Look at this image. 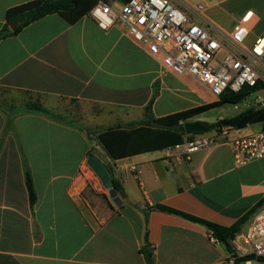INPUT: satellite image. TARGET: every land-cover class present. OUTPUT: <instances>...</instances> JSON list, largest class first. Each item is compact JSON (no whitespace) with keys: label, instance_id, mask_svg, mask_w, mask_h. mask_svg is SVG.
<instances>
[{"label":"crops","instance_id":"crops-1","mask_svg":"<svg viewBox=\"0 0 264 264\" xmlns=\"http://www.w3.org/2000/svg\"><path fill=\"white\" fill-rule=\"evenodd\" d=\"M32 1L0 0V31L10 9ZM102 1L116 11L126 2ZM172 1L194 18L190 7L203 3L225 33L251 12L247 44L264 35V0ZM24 95L49 115L16 108ZM219 100L165 69L125 26L104 30L89 15L70 23L50 14L0 40V264H149L145 246L153 264H225L232 238L228 245L213 233L212 241L206 225L156 207L226 229L247 217L237 232L247 233L264 210V157L239 165L229 142L264 130L262 123L230 129L227 138L194 134L209 144L190 158L170 148L113 160L98 139L110 128L149 126ZM215 109L186 122L210 123L206 114ZM92 155L122 187L120 206L88 164Z\"/></svg>","mask_w":264,"mask_h":264},{"label":"built area","instance_id":"built-area-1","mask_svg":"<svg viewBox=\"0 0 264 264\" xmlns=\"http://www.w3.org/2000/svg\"><path fill=\"white\" fill-rule=\"evenodd\" d=\"M194 18L172 0H128L120 11L99 1L89 17L106 30L125 26L127 33L153 57L160 58L165 69L178 76H190L220 99L227 93H239L246 86L261 89L256 107L264 108V35L247 44L253 14L247 13L230 33L223 32L205 16L203 3L190 7ZM229 128L216 131L227 138ZM239 165L264 157V130L229 142ZM209 144V140L192 137L174 149L188 158ZM136 178L140 170L133 166ZM212 241H216L213 232ZM264 264V210L257 214L250 230L231 239V253L225 264Z\"/></svg>","mask_w":264,"mask_h":264},{"label":"trees","instance_id":"trees-1","mask_svg":"<svg viewBox=\"0 0 264 264\" xmlns=\"http://www.w3.org/2000/svg\"><path fill=\"white\" fill-rule=\"evenodd\" d=\"M99 1L102 0H34L20 5L9 10L7 23L0 31V40L18 34L26 26L50 14H60L68 20V22L75 23L83 16L89 15L91 9ZM125 1L127 2L128 0ZM14 22H17L18 26L15 30H12L10 26ZM260 89L261 87L259 85L256 87L246 86L239 93H227L223 95L218 102L159 119H152L151 106H148L146 109V116L152 119V121L149 122V126L128 129L110 128L101 133L98 139L113 160L125 158L132 153L146 149L160 150L174 148L176 145L182 144L185 140L193 136L185 133L184 123L186 121L225 104H239ZM24 111L40 112L49 115V111L40 103H31ZM257 123H262L264 125V108L249 107L236 116L224 118L212 124L203 122L209 131H221L224 128L243 129ZM114 185L117 191L121 193L122 187L120 184L114 182ZM26 186L30 203L34 205L37 200V194L29 170L26 171ZM156 209L177 214L191 221L204 224L213 231L219 240L228 245V239L235 236L239 227L247 219V217L242 218L233 228L226 229L169 207L159 206L156 207ZM143 253L147 262L153 264V255L149 246L143 248ZM246 259L247 258L239 259L238 264H242Z\"/></svg>","mask_w":264,"mask_h":264},{"label":"water","instance_id":"water-1","mask_svg":"<svg viewBox=\"0 0 264 264\" xmlns=\"http://www.w3.org/2000/svg\"><path fill=\"white\" fill-rule=\"evenodd\" d=\"M17 26L18 23L14 22L11 25V29L15 30ZM184 129L187 135L206 133L209 131L208 128L203 123L198 121H189L184 123ZM88 164L90 165L92 170L96 173V175L99 177L104 187L108 189L110 197L113 200V202L117 206H120L121 199L118 196V192L114 185V181L109 168L99 158H97L94 155L89 157Z\"/></svg>","mask_w":264,"mask_h":264},{"label":"rangeland","instance_id":"rangeland-1","mask_svg":"<svg viewBox=\"0 0 264 264\" xmlns=\"http://www.w3.org/2000/svg\"><path fill=\"white\" fill-rule=\"evenodd\" d=\"M261 93L255 92L251 96L247 97L239 104H225L216 108L214 111L206 114V118L209 120L210 124L215 123L220 117H233L239 113L247 110L249 107H256L255 99ZM31 103H39L34 101L31 97L24 95L18 97L15 101L16 108L26 109ZM209 133V132H208ZM261 213V212H260ZM259 214V213H258Z\"/></svg>","mask_w":264,"mask_h":264},{"label":"snow or ice","instance_id":"snow-or-ice-1","mask_svg":"<svg viewBox=\"0 0 264 264\" xmlns=\"http://www.w3.org/2000/svg\"><path fill=\"white\" fill-rule=\"evenodd\" d=\"M248 15H249V16H251L252 14H251V13H249Z\"/></svg>","mask_w":264,"mask_h":264}]
</instances>
